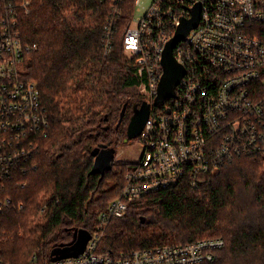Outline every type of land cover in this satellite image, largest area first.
<instances>
[{"label": "trees", "instance_id": "obj_1", "mask_svg": "<svg viewBox=\"0 0 264 264\" xmlns=\"http://www.w3.org/2000/svg\"><path fill=\"white\" fill-rule=\"evenodd\" d=\"M14 27L25 52L21 77L40 90L48 126L35 136L26 170L0 178V255L4 264H41L75 229L89 232L118 197L127 163L113 161L103 175L92 172L91 151L118 145L135 106L139 79L122 49L130 0H12ZM115 19L105 50L103 25ZM125 110L121 115L123 106ZM43 208V212L40 210ZM143 218V221H142ZM222 237L224 246L206 264H264V159L241 155L192 187L187 179L128 202L111 218L99 253L120 256L134 249Z\"/></svg>", "mask_w": 264, "mask_h": 264}, {"label": "built area", "instance_id": "obj_2", "mask_svg": "<svg viewBox=\"0 0 264 264\" xmlns=\"http://www.w3.org/2000/svg\"><path fill=\"white\" fill-rule=\"evenodd\" d=\"M123 1L113 0L117 17ZM139 2L130 0L122 49L136 65L139 92L150 105L138 135L141 154L127 163L120 193L99 214V225L82 253L41 264L211 263L224 246L222 237L134 249L120 256L99 253L97 247L106 223L123 216L129 201L185 178L195 187L237 156L264 159V0H150L146 12L135 18ZM14 5L0 0V178L7 179L26 170L36 134L48 126L36 82L21 77L23 55L36 45L20 39ZM197 6V24L172 50L184 68L182 80L173 96L154 104L166 43ZM117 17L110 16L103 25L106 51ZM10 204L9 197L0 199V213Z\"/></svg>", "mask_w": 264, "mask_h": 264}, {"label": "water", "instance_id": "obj_3", "mask_svg": "<svg viewBox=\"0 0 264 264\" xmlns=\"http://www.w3.org/2000/svg\"><path fill=\"white\" fill-rule=\"evenodd\" d=\"M198 19L199 7L197 6L193 9L192 18L182 19L174 36L166 43L161 61L163 73L158 84V92L154 99V104H160L165 97L173 96L176 84L182 80L184 68L181 64L176 62L172 50L176 42L185 36L190 28L195 27ZM149 108L150 105L146 101H142L140 105L135 108L127 124L126 137L123 139L124 142L139 135L148 117ZM124 110L125 105L122 108L121 115ZM91 154L94 156L91 171L103 175L104 170L112 167L115 148L107 144H99L92 149ZM90 237L91 235L88 230L84 228L75 229L73 231V238L70 242L59 244L51 250L50 260L78 256L84 250Z\"/></svg>", "mask_w": 264, "mask_h": 264}, {"label": "rangeland", "instance_id": "obj_4", "mask_svg": "<svg viewBox=\"0 0 264 264\" xmlns=\"http://www.w3.org/2000/svg\"><path fill=\"white\" fill-rule=\"evenodd\" d=\"M149 2L150 0H140L139 4L136 6L137 9L135 11V18L138 17V16H141L143 15L148 6H149ZM19 68L21 69V66L19 65ZM140 93L139 92V86H136L134 88V91H133V94L134 93ZM119 145V149L117 148L118 150V153H117V156L114 157V161H122V162H125V163H131V162H135L140 154H141V151H142V145L139 143V141H130V142H124L123 139H122V142ZM127 171V170H126ZM125 171V173H126ZM43 212V208L40 210V213Z\"/></svg>", "mask_w": 264, "mask_h": 264}, {"label": "flooded vegetation", "instance_id": "obj_5", "mask_svg": "<svg viewBox=\"0 0 264 264\" xmlns=\"http://www.w3.org/2000/svg\"><path fill=\"white\" fill-rule=\"evenodd\" d=\"M137 106H135V108H136ZM134 108V109H135ZM130 119V118H129ZM129 122V121H128ZM128 124V123H127ZM126 129H127V125H126ZM125 137H126V131H125ZM124 137V138H125ZM123 138V139H124ZM138 140V135L136 136V137H134V138H131V139H128V141L127 142H130V141H137ZM112 147H114L115 148V154H114V157L115 156H117V153H118V150H117V148L119 147V145H111ZM119 149V148H118ZM113 161H114V159H113ZM120 161V160H119ZM122 162V161H121Z\"/></svg>", "mask_w": 264, "mask_h": 264}]
</instances>
